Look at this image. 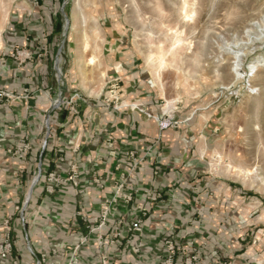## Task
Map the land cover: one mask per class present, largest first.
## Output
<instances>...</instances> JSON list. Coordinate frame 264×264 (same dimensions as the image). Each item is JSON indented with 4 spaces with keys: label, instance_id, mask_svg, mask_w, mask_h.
I'll return each mask as SVG.
<instances>
[{
    "label": "rangeland",
    "instance_id": "rangeland-1",
    "mask_svg": "<svg viewBox=\"0 0 264 264\" xmlns=\"http://www.w3.org/2000/svg\"><path fill=\"white\" fill-rule=\"evenodd\" d=\"M0 107L27 127L7 148L16 159L35 150L38 124L45 151L60 123L107 142L128 113L154 120L172 132L169 143L135 132L125 166L129 178L150 168L148 211L161 191L184 193L158 264H264V0H0ZM148 157L155 163L144 164ZM71 167L49 170L46 190L79 186ZM29 198L16 206L23 222ZM11 221L0 224V247L11 242L4 259L20 264L18 252H29L37 264L56 252L39 251L28 228L23 243ZM184 231L202 235L205 260L182 242Z\"/></svg>",
    "mask_w": 264,
    "mask_h": 264
},
{
    "label": "crops",
    "instance_id": "crops-1",
    "mask_svg": "<svg viewBox=\"0 0 264 264\" xmlns=\"http://www.w3.org/2000/svg\"><path fill=\"white\" fill-rule=\"evenodd\" d=\"M127 116L130 118H126L125 126L124 121L118 122L112 131V139L107 142L98 135L84 140L83 130L63 127V123L54 125V135L45 151L41 145L47 137L46 131L38 124L31 129L32 136L36 138L35 150L26 158L16 159L7 148L12 145L15 133L27 127L15 126L16 121L8 109L0 107V224L7 215H11V223L23 243L24 231L28 228L30 241L39 251L56 249L54 254L47 253L46 264H158L162 259L166 250V231L172 227L168 219L175 212H185V205L174 200L176 196H184V193L161 191L164 200L149 211L144 206L147 203L145 197L151 191H142L145 186L142 177L145 174L150 177V168L148 172L143 168L138 169L129 178L125 153L132 146L135 132L139 133L138 136L152 137L159 135L160 130L158 124L148 117L137 113H128ZM134 123L138 124V129L132 131ZM160 133L163 134L160 142L169 143L172 132L163 130ZM58 152L65 153L66 162H57ZM148 160L149 157L144 164L155 163L153 159ZM73 164L80 170L79 186L70 184L65 189L47 191L48 171L57 170L67 174L72 171ZM40 168L42 172L38 178ZM97 169L101 174L98 178L95 173ZM159 180L160 184L165 185L168 179L158 177L157 182ZM29 195L27 219L23 222L16 206ZM105 207L107 219L102 223L101 214ZM145 212H148V217L142 231L132 229V223ZM185 231L182 242L187 247L198 245L205 260L207 252L202 235L192 237ZM83 235H86V241L80 243ZM210 251L217 256L215 246ZM18 254L20 264H35V257L29 252ZM0 264L13 263L11 259L0 257Z\"/></svg>",
    "mask_w": 264,
    "mask_h": 264
},
{
    "label": "built area",
    "instance_id": "built-area-1",
    "mask_svg": "<svg viewBox=\"0 0 264 264\" xmlns=\"http://www.w3.org/2000/svg\"><path fill=\"white\" fill-rule=\"evenodd\" d=\"M51 175H53V173ZM107 213H108L107 208L105 207L102 211V214H101L102 223H104L106 221ZM7 223H8V221H6V224ZM133 229L136 231H140L141 225H140L139 220L133 222ZM85 240H86V237H82L81 243H84ZM166 244H167V248L169 249L168 252L170 253V255H172L174 253V248H175L174 244L170 240H167ZM10 249H11V242H10L9 237H6V239L4 241V245H1V247H0L1 257H3V258L7 257ZM42 262H45V263L48 262V254L47 253L42 254V259H37V264H41ZM75 262H77V259H75ZM183 264H185V263H183ZM186 264H187V262H186Z\"/></svg>",
    "mask_w": 264,
    "mask_h": 264
},
{
    "label": "bare ground",
    "instance_id": "bare-ground-1",
    "mask_svg": "<svg viewBox=\"0 0 264 264\" xmlns=\"http://www.w3.org/2000/svg\"><path fill=\"white\" fill-rule=\"evenodd\" d=\"M259 61H262V60H259ZM261 64H257V63H253L252 65H251V68H255V69H258V67L260 66Z\"/></svg>",
    "mask_w": 264,
    "mask_h": 264
}]
</instances>
